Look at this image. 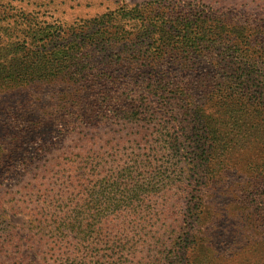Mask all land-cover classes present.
<instances>
[{
    "label": "trees",
    "instance_id": "obj_1",
    "mask_svg": "<svg viewBox=\"0 0 264 264\" xmlns=\"http://www.w3.org/2000/svg\"><path fill=\"white\" fill-rule=\"evenodd\" d=\"M25 8H17L11 0H0V128L14 145L12 152L8 147H0V175H9L19 161L26 165L30 160V147L39 145L37 152L45 153L44 142L40 141L45 137L46 128L53 127L56 131L46 140L49 147H54L65 133L76 134L84 125L96 127L107 114L117 112L123 102L130 104L128 111H122L125 126L143 129L144 125L150 128L148 131H153L151 125L155 116L164 122V130L144 136L142 143L149 145L151 136L163 142L164 137V143L169 145L167 150L174 157L178 158L180 153L186 157V150L181 151L178 141L181 136L186 139L187 134L180 122L176 127L178 116L174 109L164 112L152 106L154 98L166 101L164 98L174 96L184 110L181 122L190 120L195 126L196 149L189 163L186 159L182 161L181 173L182 185L193 186L192 180H195L188 196L191 214L199 207H206L207 190L219 174L216 163L223 164L226 158H231L225 151L227 143L221 137L223 133L215 127L220 117L234 111L233 106L240 107L237 95L243 98L247 125L252 122L257 132L244 131L233 140L234 144H246L262 136L259 133L264 124V95L260 93L259 96L245 80L255 74L253 67L258 66L262 57L249 58L252 55L248 50L234 49L228 28L221 22L215 20L217 24L211 29H197L198 19L208 14L198 5L189 4L173 10L157 6L147 12L125 5L73 25L43 21L38 13ZM161 18L163 23L156 22ZM198 35L205 44L200 42ZM161 37L168 39L163 42ZM213 44L223 49H213ZM97 49H108L111 53V59L102 67ZM167 57L180 68V80L175 79L178 72L175 73L173 66H165V62L170 64ZM206 58L216 70L229 68L226 64L230 63L237 65V72H245L241 76L234 74L230 83L224 82L225 79L217 83L215 75L195 82L194 90L202 89L204 103L200 104L185 78L189 73H197L196 60L200 62ZM245 63L257 64H248L246 68ZM261 71L264 76V68ZM138 78L150 84L140 85ZM56 85H62V91L53 90ZM48 88H51L49 93ZM45 94L51 98L46 104L42 102ZM41 107L44 109L42 115L36 116ZM260 144L262 148L258 154H264V142ZM161 147L163 149V143ZM78 149L81 155H88L81 158V162L85 163L89 180L79 178L83 183L69 180L62 182L60 187L44 191L42 202L45 207H53L31 217L34 235L39 238L38 247L46 249L40 264H131L143 240L141 226L133 218L147 211L144 198L137 192L127 197L123 195L132 189L130 181L135 169L127 167L112 175V171L100 168L103 155L92 156L82 146ZM162 149L153 148L149 158L160 156ZM69 155L80 158V153L74 151ZM259 160L258 157L254 159ZM254 168L251 170L258 175V182L247 184L242 199L251 202L254 198L246 206L255 210L257 218L261 219L264 218V193L259 191L264 187L259 177L260 168ZM62 175L66 177L65 172ZM91 181H96L98 189L103 191L92 190ZM154 197L152 194L146 199L153 201ZM0 218H5V212ZM72 234L77 239L75 243L69 241ZM15 238L10 233L0 236V255L7 259L0 264H34L25 263Z\"/></svg>",
    "mask_w": 264,
    "mask_h": 264
},
{
    "label": "rangeland",
    "instance_id": "obj_2",
    "mask_svg": "<svg viewBox=\"0 0 264 264\" xmlns=\"http://www.w3.org/2000/svg\"><path fill=\"white\" fill-rule=\"evenodd\" d=\"M9 1L4 0V2ZM11 1L17 8L26 7L38 13L41 20L59 25L60 23L79 24L81 21L94 19L125 5L131 9H144L146 12L157 6L170 7L173 10L189 4L198 5L211 16L205 14L199 18L196 24L197 29H211L217 24L215 20L223 23L222 25L228 28V36H230L234 49L248 50L252 55L249 58L262 57L258 64L245 63L244 66L247 68L248 64L250 66L257 64L258 66L253 67L256 68V72H260L264 68V0ZM163 11L166 10L163 8ZM156 22L163 23V18ZM161 38L163 42L168 39L167 37ZM198 39L202 44H205V40L200 35H198ZM212 39L211 34L210 40ZM213 49L223 48L214 46ZM96 52L101 67L111 59L108 49H97ZM167 61L170 64L165 62V66L171 68L173 66L176 69L175 73L178 72L175 79L178 77L180 80L182 75L179 74L180 68L176 66V62L168 57ZM199 61L194 62L197 65L195 67L198 70L197 73L186 75L185 82L187 85L191 83L190 88L197 94L196 100L200 104L204 103L202 89L198 88L195 91L193 88L195 82L203 80L204 76L207 78L209 75H215L217 83L222 79H225L224 82L230 83L234 74L241 76L245 72H237L235 64L229 63L226 64L229 68L216 70L207 58ZM135 69L136 67H133V70ZM256 72L246 77L245 80L253 86V91H256L259 96L260 93L264 95V76L261 75L263 71L260 74ZM133 75L135 74L133 73ZM138 82L143 86L150 84L149 82L144 83L143 78H138ZM199 84L201 85V83ZM62 89V85H56L53 90L60 92ZM50 90L51 88H48L47 93ZM235 95L233 94V97ZM240 97V95L235 97L238 99L236 102L240 107L234 104L235 106L232 107L234 111L220 117L215 127L220 133H223L221 137L227 143L225 151L230 153L231 158H226L223 164L216 163L218 165L215 168L219 169V174L207 190L206 207H199L190 214L191 207L188 196L191 195L195 180H192L193 186L181 184L182 166L184 167L182 161L186 159L189 163L196 149L193 135L194 124L190 120L181 122L184 120L182 104L174 96L164 98L166 101L154 98L155 104H152L157 111L167 112L168 109H174L178 116L176 127H179L178 123L180 122L181 127L185 128L187 138L181 136L178 143L181 151L186 150V157L180 153L176 158L167 150L169 145L164 143V137L163 142L157 140V137L151 136L152 140L149 145L142 143L144 136L151 135L156 130H160V132L164 130V122L162 123L158 119L159 116L153 118L155 121L151 125L154 126L153 131H148L150 128L144 127V125L143 129L125 126V115L122 111H128L130 104L127 105L123 102L117 108V112L107 114L96 127L84 125L80 126V130L76 131V134L65 133L53 144L54 147H49L50 144H47L46 140H49L52 134H56V131L52 130L53 127L46 128L43 132L45 137L40 141L44 142L45 153L41 154L40 150L37 152L36 149L39 145L30 147V160L26 165L19 161L9 175H0V214L5 212V218H0V236L7 235V233L15 235V245L21 247L25 263L40 264L46 249L41 250L38 247L39 238L34 235L33 225L30 224L31 217L53 207V205L45 207L46 204L42 202L41 193L44 191L55 186L60 187L62 182L83 183V180H78L79 178L89 180L84 169L85 163L83 165L81 162V158L88 157V155H81V150L78 149L82 146L90 151L92 156L103 155L100 168L105 172L112 171V175H114L127 167L135 169L130 181L132 189L123 195L127 197V195H133L134 191L137 192L144 198L147 211L144 215L141 213V216L133 218L134 222L141 226L139 230L143 240L138 244L131 264H264V218H257L255 210L247 208V203L250 205L254 198L250 199L251 202L242 199V191L247 187V184L258 182V175L253 173L252 168L255 166L254 169L260 168L259 177L264 182V154H258L262 148L260 143L264 142V124H261L259 134L262 136L260 138L248 140L246 144H234L233 140L237 139V136L244 131L257 132L253 130L252 122L249 125L246 123L245 118L248 114L244 113L243 98ZM50 99L49 95L45 94L42 102L46 104ZM43 110L41 107V110L35 113L36 116L42 115ZM80 132H83L84 135ZM2 146L8 147L12 152L14 145L4 136L0 128V147ZM159 147L162 149L159 152L160 156L150 159L153 148L159 149ZM255 147L259 149L257 150ZM112 149L115 150L111 151ZM73 151L80 153V158L69 155ZM112 155L114 156L112 157ZM59 157L62 159L56 161ZM257 157L260 160L254 161ZM64 172L66 177L62 175ZM249 173L251 174L249 175ZM93 179L90 178V180ZM91 182L92 190L99 193L103 191L98 189L96 181ZM263 182L262 186L264 187ZM107 192H110V189H107ZM259 192L264 193V188ZM152 194L155 196L153 201L147 200L146 197ZM109 204L113 206L111 202ZM69 241L75 243L77 239L72 234ZM4 260H7L6 256L0 255V261Z\"/></svg>",
    "mask_w": 264,
    "mask_h": 264
}]
</instances>
